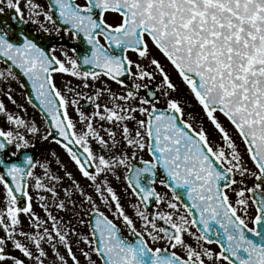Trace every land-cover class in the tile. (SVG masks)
I'll use <instances>...</instances> for the list:
<instances>
[{
    "label": "snow or ice",
    "instance_id": "6c2138e0",
    "mask_svg": "<svg viewBox=\"0 0 264 264\" xmlns=\"http://www.w3.org/2000/svg\"><path fill=\"white\" fill-rule=\"evenodd\" d=\"M0 264H264V0H0Z\"/></svg>",
    "mask_w": 264,
    "mask_h": 264
},
{
    "label": "flooded vegetation",
    "instance_id": "af4514ba",
    "mask_svg": "<svg viewBox=\"0 0 264 264\" xmlns=\"http://www.w3.org/2000/svg\"><path fill=\"white\" fill-rule=\"evenodd\" d=\"M40 2L41 3H44L45 2V0H40ZM7 11V10H6ZM29 27V29H31V28H33L34 26H32V25H29L28 26ZM61 43H64V41H61ZM69 43H71V44H74L75 42H69ZM57 83L59 84L60 83V78H57ZM74 83H75V81H74ZM113 87L115 88L116 86L115 85H113ZM81 103H84L83 101H81ZM27 108H28V111H30L32 114L31 115H29V117H36L37 119H38V113L36 112V111H34L30 106H28L27 105ZM47 148H55L56 150H57V152H61V150L57 147V146H55V145H48V146H46L45 147V149H43V150H46ZM39 146H38V150H36V154H37V158H41L40 157V155H39ZM62 154V153H61Z\"/></svg>",
    "mask_w": 264,
    "mask_h": 264
},
{
    "label": "rangeland",
    "instance_id": "374dc122",
    "mask_svg": "<svg viewBox=\"0 0 264 264\" xmlns=\"http://www.w3.org/2000/svg\"><path fill=\"white\" fill-rule=\"evenodd\" d=\"M13 88L15 89L16 98H17L18 102L19 103H25V101L23 100V98L21 96V90L19 89V87L17 85L13 84ZM25 107H27V104L26 103H25ZM9 108L12 109V106L10 104H9ZM31 114L32 113L30 111H28V116L31 115Z\"/></svg>",
    "mask_w": 264,
    "mask_h": 264
}]
</instances>
